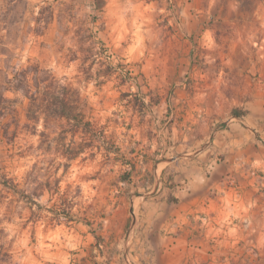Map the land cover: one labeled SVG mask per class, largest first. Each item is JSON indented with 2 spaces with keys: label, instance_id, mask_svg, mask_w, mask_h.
Listing matches in <instances>:
<instances>
[{
  "label": "rangeland",
  "instance_id": "374dc122",
  "mask_svg": "<svg viewBox=\"0 0 264 264\" xmlns=\"http://www.w3.org/2000/svg\"><path fill=\"white\" fill-rule=\"evenodd\" d=\"M258 60L264 0H0V84L46 68L90 123L65 136V122L28 121V100L5 93L18 123L0 137V264H134L130 204L184 120L225 118L234 86L264 82Z\"/></svg>",
  "mask_w": 264,
  "mask_h": 264
},
{
  "label": "crops",
  "instance_id": "0c3cea01",
  "mask_svg": "<svg viewBox=\"0 0 264 264\" xmlns=\"http://www.w3.org/2000/svg\"><path fill=\"white\" fill-rule=\"evenodd\" d=\"M247 82L225 118L205 108L184 120L176 152L155 163L130 204L134 264H264V82Z\"/></svg>",
  "mask_w": 264,
  "mask_h": 264
},
{
  "label": "trees",
  "instance_id": "16d2710c",
  "mask_svg": "<svg viewBox=\"0 0 264 264\" xmlns=\"http://www.w3.org/2000/svg\"><path fill=\"white\" fill-rule=\"evenodd\" d=\"M7 92L28 100L24 110L28 121L37 123L41 121L45 128L49 123L63 121L65 127L62 128L61 133L65 136L70 134L72 137L78 130L90 128V123L85 120V104L78 91L62 84L46 68L29 65L15 70L11 77H5L0 84V137L6 140L14 137L16 130L11 132L10 125L5 119L16 121L17 116L14 108L16 101L7 98L5 96ZM41 136H44V132H41ZM80 151L77 150L72 157H76ZM2 185L6 186V184ZM94 237L97 239V236Z\"/></svg>",
  "mask_w": 264,
  "mask_h": 264
}]
</instances>
